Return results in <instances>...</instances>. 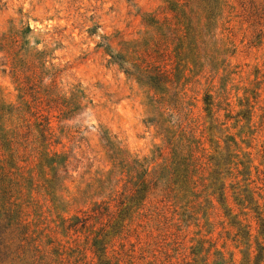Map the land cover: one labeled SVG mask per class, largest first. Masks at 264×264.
<instances>
[{
  "label": "rangeland",
  "instance_id": "1",
  "mask_svg": "<svg viewBox=\"0 0 264 264\" xmlns=\"http://www.w3.org/2000/svg\"><path fill=\"white\" fill-rule=\"evenodd\" d=\"M194 3L0 0V210L29 222L49 258L76 239L62 220L101 203L133 206L129 264H254L264 248V0H218L213 14L202 2L198 29L214 37L220 56L203 50L179 74L155 46L177 36L162 27L170 8ZM167 45L173 52L176 43ZM166 64L173 76L155 85L149 67ZM178 149L204 170L191 193L164 191L163 168ZM45 154L59 156L55 169L68 165L54 193ZM145 172L159 176L158 188L132 204ZM246 195L252 204L239 205ZM230 213L250 227V241H233ZM15 231L13 219L4 264H32L27 248L16 251L26 246Z\"/></svg>",
  "mask_w": 264,
  "mask_h": 264
},
{
  "label": "trees",
  "instance_id": "2",
  "mask_svg": "<svg viewBox=\"0 0 264 264\" xmlns=\"http://www.w3.org/2000/svg\"><path fill=\"white\" fill-rule=\"evenodd\" d=\"M202 2H209L210 5V14H213L215 10L218 9L217 3L218 0H195L194 8L187 10L183 9L181 6L175 4L170 8L171 12L174 14L172 19H164L162 27L166 28L168 32H172L174 29L177 32V36H174L173 39L169 37L167 40L163 39L155 46L157 53L160 57H167V61L176 62V67L174 69L177 73H182L179 71L182 67V71H185L188 64L193 61L203 50H209L213 53L212 59H218L220 54L219 44L214 37H211L210 40H206L208 34L205 30H199L200 28V17L202 16ZM175 22V23H174ZM209 22L207 23V25ZM172 26L174 28H172ZM210 24L207 26L209 27ZM203 28V27H202ZM181 32V33H180ZM172 34V33H171ZM169 40H173L176 43L174 51H170V47L167 45ZM208 45V46H207ZM150 56V55H149ZM169 64H166L164 67H149L152 70L153 76H149L151 81L155 84H165L170 81L173 73L168 70ZM179 68V69H178ZM148 67L145 73L148 72ZM207 110L212 105L210 96H207L205 99ZM42 126V124H39ZM45 129L41 131V136H44ZM59 156L54 154L50 157L48 154L44 155L42 162L45 166L50 167L53 171V176L51 179L45 181V185L48 186V190H52L54 193L57 188L63 185L64 178L61 177L60 171L62 173L68 174L67 164L62 165V170L57 168L55 165L58 163ZM167 164L164 166L163 170L169 177L165 183L164 191L173 193L175 191L174 187L179 186L182 192L191 193L197 187V182L195 179L196 172H204L203 167L199 164V159L195 158L193 152L190 155H183V151L178 149V151L172 152L171 159H168ZM44 164L41 165L44 166ZM59 165V164H58ZM159 176H153L151 173L145 172L144 174L137 175V182L134 185L135 189L133 190L130 203H141L145 202L147 198L155 191L158 187ZM132 181L129 183L131 184ZM221 194L222 200L224 199V191ZM2 197L0 198L1 203ZM190 203V202H188ZM247 204H252V199L249 195L240 198L239 205L245 206ZM126 202L121 203V208L114 211L111 210L110 206L105 203L96 205L92 210L84 213L82 216H76L72 219L62 220L60 227L63 232L66 234L73 233V236H76L72 242H68L65 246L63 244H58L57 247L54 246L52 254L56 259L49 258L48 252L45 250L44 245H36V239H33L34 232L31 231V224L26 220L20 219L18 213L16 216L11 217L10 214L2 212L0 210V264H4V258L6 257L5 251L8 249L6 246V231L11 225V221L16 219V240L25 243V246H17L16 251L22 249H28V252L34 258L32 264H43L46 259L48 262L46 264H79L88 259V253L91 255V260L89 264H129L128 254L125 251L127 246L128 238H130L129 233L131 230L128 228L132 224V219H130V212L133 209V206H125ZM196 205L195 207H199ZM3 213V214H2ZM257 213V212H256ZM258 218L261 221V232H264L263 220L260 218L261 214H258ZM4 216V217H2ZM231 217L232 227L236 229L234 234L233 241H250L253 237L251 234V229L248 226H244L241 222L238 221V215L232 216V213L229 214ZM8 220L9 223L5 224V221ZM15 230V229H14ZM134 232V231H133ZM264 235V233H261ZM152 236L153 233H150ZM165 240H168L170 236L167 234L162 235ZM175 236V235H173ZM172 236V237H173ZM84 237L82 240L81 238ZM140 237L137 236L138 240ZM240 239V240H239ZM142 241V239L140 238ZM176 240V241H175ZM173 244H178L179 238H175ZM138 242V244L141 243ZM256 239V243H257ZM258 244V243H257ZM54 245L53 241H49L47 246ZM135 247V245H132ZM259 246V244H258ZM30 248V249H29ZM194 253V251H193ZM42 254V255H41ZM264 248L260 247L258 249V254L254 259V264H260L263 260ZM41 256V257H40ZM246 263L250 264L251 261L249 258H246Z\"/></svg>",
  "mask_w": 264,
  "mask_h": 264
}]
</instances>
